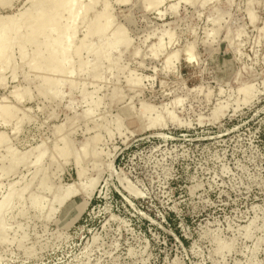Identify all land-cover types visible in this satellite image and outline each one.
I'll return each instance as SVG.
<instances>
[{"label": "rangeland", "instance_id": "374dc122", "mask_svg": "<svg viewBox=\"0 0 264 264\" xmlns=\"http://www.w3.org/2000/svg\"><path fill=\"white\" fill-rule=\"evenodd\" d=\"M121 1L75 23L74 45L107 6L85 47L126 40L97 79L85 50L53 75L14 44L0 70V264H264V0Z\"/></svg>", "mask_w": 264, "mask_h": 264}, {"label": "bare ground", "instance_id": "6f19581e", "mask_svg": "<svg viewBox=\"0 0 264 264\" xmlns=\"http://www.w3.org/2000/svg\"><path fill=\"white\" fill-rule=\"evenodd\" d=\"M7 1L8 0H0V6L3 7V5L7 3ZM117 1H119V3L122 2L121 0H117ZM79 2H80L79 0H27L26 1L27 8L24 9L23 12H19L12 16L0 18V70H3L4 68H6V66L11 62L10 50L14 44L18 45V55L21 59H24L26 57L25 52H26V49H28L27 46H30V48L32 47L31 48L33 49L31 50L32 54H30L31 56L29 57V60L26 62V66L29 70H37L39 72L46 71V72H50V74L51 73L52 74L59 73L63 75L71 74L72 66L70 62L71 61L70 57L75 56L77 59H79L81 52L85 50L86 53L88 52L91 55L92 60L90 61L91 62L90 65L87 61L84 62V61L78 60L79 61L78 70H80L78 73H82L88 68L91 78L97 79L98 78V65L100 64L101 60H105L109 62V55H111L110 53L116 50L117 47L119 46L126 47V40L121 34L122 32L119 30L120 35L122 36L118 35V32H119L118 31L116 33V35L118 36L116 37L115 35V38L112 37V41L108 43L107 45H104V47H102L103 45L101 46L100 44H97V46L95 47L94 46L93 47L88 46V48L85 47V44H84L85 39H88V38L90 39L91 37L96 36L99 42V40H103L102 38L106 37L105 36L106 32L108 33L107 30L112 22L110 19H109L110 21L108 20V17H107L108 7L105 6L103 14H99L100 17L103 15L105 16L107 15L106 18H104L103 16V18L105 19V21L103 20L104 21L103 24L99 25L98 27L96 25L95 26L96 28L93 26L94 27L93 29L91 28L90 25L95 24L98 21H95L96 18L95 20L91 18L92 22L93 20L95 22L89 23V24L87 23L88 26L86 27V30L82 36V39L77 44L74 45L73 40L76 36L75 23L78 19L82 20V22H85L83 21V19L85 20L84 15L86 14L87 11H89L93 7V5H95L96 0H87V3L86 4L84 3L85 5L79 4ZM123 3H124V0H123ZM63 13L66 14L65 18H62V16H64ZM59 17L64 19L63 24L60 23L61 20ZM115 27L118 28V26H115ZM114 29H115V32L118 30V29L116 30V28ZM109 33H110V30H109ZM114 34H111V36L112 35L114 36ZM101 44H104V43H101ZM158 45H160L159 46L160 48L162 47L161 44H158ZM169 56L170 57H166L167 61L165 60L166 66L169 64L171 58L175 59L177 57V52L172 54V56L171 55ZM191 58H192L191 49L188 48L187 49V59L191 60ZM48 78H46L45 76V78L41 79L39 88L37 87L40 91L39 93H41L43 97L44 95H47V92L51 88L57 89L61 87V84H63L61 82H58V80L56 81V80H53V79L51 80ZM68 83H69V80H68ZM72 83L74 82H70L68 84L69 89H72L74 85V84L72 85ZM80 93L83 95L84 90L82 89ZM249 96H251L250 88L243 91L244 99H247V97ZM90 105H94L93 100H92V103H90ZM9 108H7V105L6 107L5 105L4 106L1 105L0 107V115L5 117V119L11 118L13 116L12 115L13 113L11 109ZM88 112L90 113V108ZM1 138H2V134H0V139ZM59 151H63V147H61ZM37 162H38V159L36 160L35 163ZM10 167L11 166L8 163V167L6 169H9ZM12 192H13L12 190H9L6 194H4V197L1 198L2 200H0V237L1 236L3 237L4 232H5L4 226L1 223L3 220L2 211L4 212L7 208H9L8 204L10 200L12 199L10 198ZM15 198L17 199L18 197L16 196ZM37 205H38V200L33 199L32 208L36 209ZM10 210L12 209L10 208ZM19 239L17 240L18 242H19Z\"/></svg>", "mask_w": 264, "mask_h": 264}]
</instances>
